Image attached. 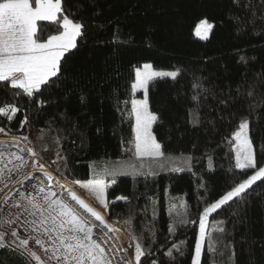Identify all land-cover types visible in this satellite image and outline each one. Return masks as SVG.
<instances>
[{
  "label": "trees",
  "instance_id": "trees-1",
  "mask_svg": "<svg viewBox=\"0 0 264 264\" xmlns=\"http://www.w3.org/2000/svg\"><path fill=\"white\" fill-rule=\"evenodd\" d=\"M64 15L82 24L76 47L62 57L57 77L32 96L0 82V107L19 109L0 114V134L50 128L68 178L92 179L132 155L126 149L133 141L134 67L151 62L177 69L175 79L154 78L147 87L158 117L152 132L165 156L175 159L153 175H117L114 184L105 176V210L132 243L130 231L143 234L151 255L142 264H192L204 208L264 164V0H62L57 20L38 21L34 38L45 42L60 33ZM202 18L213 22L206 39L193 33ZM245 118L257 165L246 173L236 168L234 153V133ZM207 221L218 252L208 254L206 237L201 264H264V178ZM218 227L225 232L214 231ZM5 245L0 264L34 263L22 249Z\"/></svg>",
  "mask_w": 264,
  "mask_h": 264
},
{
  "label": "snow or ice",
  "instance_id": "snow-or-ice-1",
  "mask_svg": "<svg viewBox=\"0 0 264 264\" xmlns=\"http://www.w3.org/2000/svg\"><path fill=\"white\" fill-rule=\"evenodd\" d=\"M62 13V0H35V6L30 4V0H0V82H10L12 88L22 89L24 94L32 96L34 90H39L42 85L49 82L50 77H57L61 70L60 61L70 48L76 47V38L81 35L82 24L73 22L67 15L63 16V31L59 35H52L47 42L40 43L35 39L37 33L38 21H56L57 14ZM201 25H206L204 32L212 27L207 21H201ZM196 34L201 38L206 36L201 32L200 25L197 26ZM243 59V58H242ZM151 66L145 64L144 69L148 70ZM171 77L175 79L178 76L177 71L158 72V71H136V81L132 88H142L147 90L150 80L155 77ZM8 84H5L7 87ZM251 95V93H249ZM19 109L15 106L0 107V114L7 112L15 113ZM131 114L134 116L135 125L133 131L135 137L129 143L132 147L126 149L131 152V157L118 168H104L93 173L92 179L86 182L75 181L81 187L88 189L95 199L105 208L106 189L110 187L105 182L104 177H112L111 183L114 184L117 175H153L154 169L165 167L166 161L175 159L166 157L162 150V145L152 134L151 127L158 117L148 111L147 100H133ZM11 119V116L8 117ZM25 118V121L26 122ZM23 123V122H22ZM240 131L234 133L236 140V168L243 171L256 168V159L253 152V144L249 139L246 130L249 128V122L245 118L239 125ZM3 131V129H0ZM30 154L32 150H28ZM19 158V157H17ZM189 160L191 158H188ZM147 166L148 171L143 169ZM43 170L44 165L39 166ZM173 171H181V168H173ZM45 176L51 179V176L45 172ZM264 178V167H259L253 175L236 184L230 191L223 195L216 202L206 206L199 217V237L195 244V255L192 264H201V256L204 251L205 239L207 237V252L209 255H215L218 252L212 233L206 231V219L209 214L220 209L234 198H242L247 194L253 184ZM40 192H44L41 188ZM71 199L76 202L85 212L90 214L95 220L100 221L105 227L108 225L104 217L92 207L69 192ZM54 192L49 191L44 197V205L34 203L29 199V205L35 211H39L41 218L40 226L44 228L45 234L53 240L52 246L45 247L39 238L36 244L40 245L43 251L48 255V261H55V264H110L105 258L104 249L96 241L92 240L93 228L82 220L71 208L60 199H53ZM127 201V197H119ZM183 206V205H181ZM45 213H47L45 215ZM30 214H35L32 212ZM171 214V213H170ZM188 221L181 218L179 223L184 224ZM125 225L131 228L130 221H124ZM220 223H223L222 221ZM36 230L35 228L33 229ZM112 230V229H110ZM214 231L224 233L223 227H218ZM169 232H173V226L170 225ZM131 239L135 245L134 260L136 264H142L141 258L150 256L142 244L143 234L136 235L130 231ZM3 233H0V247L6 245L3 241ZM15 230L12 236H16ZM154 235V234H153ZM20 246H26V239L20 240ZM172 249L180 252L176 244ZM172 249H169L165 255L171 257ZM183 255L182 252H180ZM29 255L38 261V264H46L35 253L29 251ZM131 264V262H126ZM152 264H158L153 259Z\"/></svg>",
  "mask_w": 264,
  "mask_h": 264
},
{
  "label": "rangeland",
  "instance_id": "rangeland-1",
  "mask_svg": "<svg viewBox=\"0 0 264 264\" xmlns=\"http://www.w3.org/2000/svg\"><path fill=\"white\" fill-rule=\"evenodd\" d=\"M201 21H207L208 24H211L212 26H213V22L207 18H202L196 23V25L193 28L194 36H196L199 39H206L210 35L212 27L208 29L207 32L205 33L204 29L206 25H201ZM198 25H200L201 32L206 36V38H201V36H198L196 34V29ZM145 64L150 65L151 68L148 70L144 69ZM137 69L141 70L142 72L143 71L169 72V71H177V69L157 68L153 66L151 62H142L141 64L134 67V76L131 82V89H130L132 94L130 100L131 109H132L133 100L140 101L146 99L148 111L154 114V112H152L151 109L149 108L147 90L145 91V89L142 88H137L134 90L132 88L133 83H135L136 81ZM155 78H161V77H155ZM132 119H133L132 134L134 140L135 133L133 131V128L135 125V119L133 115H132ZM151 131H152V127H151ZM237 131H240V128H238L236 132ZM246 132L248 135V130H246ZM236 144L237 142L235 140V145H234L235 158H236V152H235ZM29 149H31L32 153L34 154H30L28 151ZM43 163L46 164L51 171H54V173H56L61 179L66 180L69 183L73 184L77 189V191L84 198H86L88 201L94 204V206H96V208L99 209L104 215H107L105 207L102 206L95 199V196L88 189L81 187L80 184H77L75 183V181H72L68 178L66 167L61 155L60 146L54 131L46 127L30 126L25 136L0 134V233L4 234L2 242L4 244H12L13 246L22 249L27 254H29V251L35 253L36 256L40 257V259L42 261H45L46 264H55V261H48L47 259L50 253L46 254L41 248V246L36 244L35 242L36 239L39 238L45 247L50 248L53 244V240L50 239L47 234H45L44 228L39 224V220L41 218L40 212L35 211L29 205V199H31L34 203L44 205L43 197L49 191H51L55 193L53 199L58 198L62 200L82 220L86 221L89 226H92L93 228L92 240L96 241L104 249L105 258L108 261H110V264H126V262H131V264H136L134 260V255H135L134 244L131 242L130 237L124 231L122 226H120L119 224L113 221L129 237V240H127V236H125V234H123V236L121 237L122 240L121 244H123L122 247L124 248H120L119 250H123V252L114 250L113 245L107 242L108 239H106V237L102 233L103 231L98 230L92 223L81 217L74 210L73 202L67 197L64 191L65 185H63L60 181H57L58 179L57 180L52 179V181H47L46 178L43 176V174L41 172H38V170L41 169L39 166ZM259 167H264V164ZM259 167L256 168L253 171V173L250 175H253L255 171L259 169ZM86 181L88 180L81 182H86ZM45 182H47L48 184ZM41 188L44 189V192H40ZM32 212H35V214L34 215L30 214ZM46 214L47 213H45V215ZM207 222L208 221L206 219L205 221L206 228H207ZM34 228L36 229L35 231L33 230ZM13 230L16 231L17 233L16 236H12ZM199 232L200 229L198 231V237H199ZM123 237H126V239L123 240ZM21 239H26L28 241V244L26 246H20L19 242ZM194 255H195V251H194ZM33 260H34L33 264H38L37 260H35L34 258Z\"/></svg>",
  "mask_w": 264,
  "mask_h": 264
},
{
  "label": "bare ground",
  "instance_id": "bare-ground-1",
  "mask_svg": "<svg viewBox=\"0 0 264 264\" xmlns=\"http://www.w3.org/2000/svg\"><path fill=\"white\" fill-rule=\"evenodd\" d=\"M43 165H44L43 170L39 169L38 172H40V171H48L49 173H51V174L53 175L54 179H56V180L58 179L57 181H60L63 185L68 186V187H70L71 189H74L77 193H79L73 184L69 183V182L66 181V180L61 179L56 173H54L53 171H51V170L48 168V166H47L46 164L43 163ZM45 183H47V182H45ZM47 184H48V183H47ZM47 184H46V185H47ZM49 185H50V184H49ZM79 194H80V193H79ZM80 195H81V194H80ZM73 205H74V207H73L74 210H75V211H76L81 217H83L84 219H86L87 221H89L90 223H92V224H93L98 230L103 231L102 233L104 234V236L106 237V239H108L107 242H109V243H111V244L113 245L114 250H116V251L118 250V251H122V252H123V250H119L120 248H124V247H122L123 244H121V242H122L121 238L119 239V241H117V240L115 239V237L113 236L112 233L108 232L104 227L100 226L99 223H98L97 221H95V220L92 219L89 215H87V214H86L83 210H81V209H80L75 203H73ZM105 237H104V238H105ZM109 243H108V244H109Z\"/></svg>",
  "mask_w": 264,
  "mask_h": 264
},
{
  "label": "water",
  "instance_id": "water-1",
  "mask_svg": "<svg viewBox=\"0 0 264 264\" xmlns=\"http://www.w3.org/2000/svg\"><path fill=\"white\" fill-rule=\"evenodd\" d=\"M43 176L46 178L47 181H52V179H54L53 175L51 173H49L48 171H40ZM45 172H47L50 176L51 179H48L47 176H45ZM64 191L67 195V197L76 204L75 201H73L71 199V196L69 194V192L74 193L77 197H79L80 199L84 200V202L86 204H88L90 207H92L95 211L99 212L103 217H104V221L105 223L108 225V227H105L103 224H101L100 221L95 220L94 217H92L90 214H88L87 212H85L82 208H80V206L78 204H76L81 210H83L87 215H89L92 219H94L95 221H97L99 223L100 226L104 227L108 232L112 233L113 236L115 237V239L117 241H119V239L123 236V234H125V236H127V234L119 227L117 226L113 221H111L107 215H104L99 209L96 208V206H94V204H92L90 201H88L86 198H84L82 195H80L79 193H77L74 189H71L68 186L64 187ZM112 229V230H110ZM121 230V231H120ZM119 232V233H118ZM120 235V236H119ZM126 239V237H123V240ZM127 240H129V237L127 236Z\"/></svg>",
  "mask_w": 264,
  "mask_h": 264
},
{
  "label": "crops",
  "instance_id": "crops-1",
  "mask_svg": "<svg viewBox=\"0 0 264 264\" xmlns=\"http://www.w3.org/2000/svg\"><path fill=\"white\" fill-rule=\"evenodd\" d=\"M30 4L34 7L35 6V3L34 4H32L31 2H30ZM63 31V30H62ZM61 31V32H62ZM60 33H58V34H56V35H59ZM45 42H47V41H45ZM40 43H44V42H40Z\"/></svg>",
  "mask_w": 264,
  "mask_h": 264
}]
</instances>
